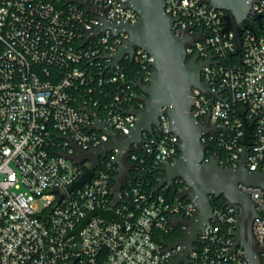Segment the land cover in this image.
<instances>
[{"label":"built area","instance_id":"built-area-1","mask_svg":"<svg viewBox=\"0 0 264 264\" xmlns=\"http://www.w3.org/2000/svg\"><path fill=\"white\" fill-rule=\"evenodd\" d=\"M129 1L0 0V264H250L239 203L212 205V218L179 260L198 213L190 188L170 193L166 183L149 191L129 178L139 160L165 173L163 162L179 156L168 106L154 133L123 157L118 182V149L97 160L96 150L112 141L104 128L118 137L131 133L146 96L136 83L148 84L155 69V55L139 46L133 58L126 54L119 67L110 66L107 55L130 35L97 28L102 14L135 23L139 13ZM251 8L263 26L264 0H252ZM165 11L172 30L192 38L187 57L210 61L201 71L208 89L192 88L191 113L210 127L202 136L203 162L244 163L264 173V33L244 29L239 58L234 32L224 31L225 9L209 0H165ZM126 58L139 66L140 79L124 73ZM244 119L253 124L250 145ZM138 146L145 155L129 161ZM97 161L91 180L70 190ZM239 187L255 203L252 245L264 264V187ZM96 209L117 216L93 215L77 233Z\"/></svg>","mask_w":264,"mask_h":264},{"label":"water","instance_id":"water-1","mask_svg":"<svg viewBox=\"0 0 264 264\" xmlns=\"http://www.w3.org/2000/svg\"><path fill=\"white\" fill-rule=\"evenodd\" d=\"M215 7L225 9L224 31H233L236 37V54L241 57L242 38L244 29L255 31L254 25L247 22L248 18L262 27V16L255 13L252 8V0H209ZM131 5L138 13L139 18L135 23H113L105 15H101L102 24L97 32L111 28L114 33L126 31L130 37L118 49L109 53L112 57L111 67H119L120 61L126 54L133 58L135 47L139 46L155 55V69L148 84L138 81L136 85L146 94L143 97L144 108L137 112V119L131 133L118 137L111 128H104L112 137V141L104 147L96 150L97 160L99 156L105 157L108 152L118 149L117 162L122 167L123 157L135 143H144L145 133H154L155 127L159 126L162 107L168 106L167 112L170 117V130L180 137L179 156L171 163L164 161L161 169L165 176L160 179L155 190L164 184L171 186L177 178H182L189 189V197L196 204L198 213L191 222L189 233L183 243V251L179 260L185 259L186 251L193 246L198 239L199 230L212 218V204L210 196L223 197L225 204L239 203L244 210L240 234L241 244L244 246L250 264H260L257 253L253 249L252 234L246 224L248 213H253L252 220L256 216L255 203L251 196L243 192L239 184L264 187V173L249 170L244 163L239 167H223L218 160L203 162L206 146L202 136L209 132L210 127L202 123L191 113L193 87L203 90L208 88L201 81V71L204 65L210 61L197 60L193 57L188 60L186 45L192 42L189 34L178 35L172 30L174 19L165 11V0H130ZM240 23H243L241 26ZM90 111V110H89ZM246 133L244 143L251 144V132L253 124H248L244 119ZM97 161L92 169L87 170L80 179L75 181L70 190L82 186L90 181L93 169L98 166ZM122 170L117 175V182ZM99 214L108 221L117 216L113 210L96 209L91 211L77 229L93 216ZM247 237V238H246Z\"/></svg>","mask_w":264,"mask_h":264},{"label":"trees","instance_id":"trees-1","mask_svg":"<svg viewBox=\"0 0 264 264\" xmlns=\"http://www.w3.org/2000/svg\"><path fill=\"white\" fill-rule=\"evenodd\" d=\"M254 26L257 29L258 33H264V24L262 28L259 27L256 23H254ZM189 59L190 58H188V60ZM122 67L124 73L131 80H138L142 76L139 66L134 61H131L129 58H126L122 61ZM136 91L138 93L141 92V90L138 87H136ZM134 103L140 106L138 100H134ZM134 153L138 154L140 158L145 155V151L142 147L139 146L137 148L133 147V149L130 152V155L127 158L129 161H131V156ZM138 165H139V169L137 168ZM143 168H147V170L146 169L143 170ZM129 175H130L129 178L133 177V179H135L134 180L135 183H137L138 181L142 182L143 187H146L149 191H152L157 187L160 179L164 177L165 173L161 171L157 166L156 167H153L151 165L149 166L148 162L141 163L139 160L137 161V163L135 162L131 166ZM185 184L186 183L182 178H177L174 181V184L171 185V187L168 188L166 192L174 193L175 189H177L180 186H185ZM161 191L162 189H160V192ZM224 200L225 199L222 196L221 197L212 196L210 201L213 206H216V205H223Z\"/></svg>","mask_w":264,"mask_h":264},{"label":"flooded vegetation","instance_id":"flooded-vegetation-1","mask_svg":"<svg viewBox=\"0 0 264 264\" xmlns=\"http://www.w3.org/2000/svg\"><path fill=\"white\" fill-rule=\"evenodd\" d=\"M247 22H249V18L244 23H247ZM242 24L243 23H240V25H242ZM252 216H253V213L250 211L248 213L247 219H246V223L249 226V229L251 230V232H252V223H253Z\"/></svg>","mask_w":264,"mask_h":264}]
</instances>
